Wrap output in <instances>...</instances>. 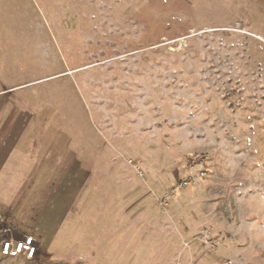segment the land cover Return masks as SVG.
Returning a JSON list of instances; mask_svg holds the SVG:
<instances>
[{
	"label": "rangeland",
	"instance_id": "1",
	"mask_svg": "<svg viewBox=\"0 0 264 264\" xmlns=\"http://www.w3.org/2000/svg\"><path fill=\"white\" fill-rule=\"evenodd\" d=\"M3 148L0 264H264V0H0Z\"/></svg>",
	"mask_w": 264,
	"mask_h": 264
},
{
	"label": "built area",
	"instance_id": "2",
	"mask_svg": "<svg viewBox=\"0 0 264 264\" xmlns=\"http://www.w3.org/2000/svg\"><path fill=\"white\" fill-rule=\"evenodd\" d=\"M1 252L7 257L24 256L26 259H35L38 246L33 236L14 238L10 237L1 244Z\"/></svg>",
	"mask_w": 264,
	"mask_h": 264
},
{
	"label": "crops",
	"instance_id": "3",
	"mask_svg": "<svg viewBox=\"0 0 264 264\" xmlns=\"http://www.w3.org/2000/svg\"><path fill=\"white\" fill-rule=\"evenodd\" d=\"M15 130H10V129H8V130H4V133H3V135L5 136V141L7 140V139H9V137H10V134L13 136V135H15ZM6 137H7V139H6ZM5 147V146H4ZM1 152V151H0ZM4 152H8V150H6V151H4V148H3V152H1L0 153V158H5L6 157V153H4ZM1 167V166H0ZM37 245H38V251H39V249H40V244L39 243H37ZM38 253V252H37Z\"/></svg>",
	"mask_w": 264,
	"mask_h": 264
},
{
	"label": "trees",
	"instance_id": "4",
	"mask_svg": "<svg viewBox=\"0 0 264 264\" xmlns=\"http://www.w3.org/2000/svg\"><path fill=\"white\" fill-rule=\"evenodd\" d=\"M143 48V47H142Z\"/></svg>",
	"mask_w": 264,
	"mask_h": 264
}]
</instances>
